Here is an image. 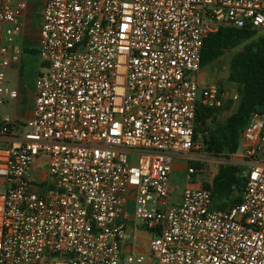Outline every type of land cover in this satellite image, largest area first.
Wrapping results in <instances>:
<instances>
[{"label":"built area","instance_id":"2783aa9c","mask_svg":"<svg viewBox=\"0 0 264 264\" xmlns=\"http://www.w3.org/2000/svg\"><path fill=\"white\" fill-rule=\"evenodd\" d=\"M29 5L0 0V106L19 96L5 70ZM226 27L262 34L264 0H43L32 118L21 131L0 114V264H264V113L240 136L239 204L218 210L203 187L173 198L176 160L188 181L203 171L198 108L241 100L200 78Z\"/></svg>","mask_w":264,"mask_h":264},{"label":"trees","instance_id":"16d2710c","mask_svg":"<svg viewBox=\"0 0 264 264\" xmlns=\"http://www.w3.org/2000/svg\"><path fill=\"white\" fill-rule=\"evenodd\" d=\"M257 35L258 32L248 28L226 27L205 39L201 54L202 70L226 52L242 47L231 59L228 78L236 84L241 96L237 110L222 122H216L214 117L222 113L224 107L220 110L199 107L197 110L196 125L203 130V146L211 155L230 157L236 154L241 133L251 115L264 113V37L255 40ZM23 52L38 56V49ZM244 187L243 168L238 165L221 166L213 182L203 186L212 191L213 207L218 210L239 204Z\"/></svg>","mask_w":264,"mask_h":264},{"label":"rangeland","instance_id":"374dc122","mask_svg":"<svg viewBox=\"0 0 264 264\" xmlns=\"http://www.w3.org/2000/svg\"><path fill=\"white\" fill-rule=\"evenodd\" d=\"M30 6L27 10L25 17L24 30L20 36L15 40L18 47L23 51L26 49H37L39 40V27L41 22V12L43 0H29ZM262 34H258L255 40L263 37ZM242 50V47L232 51L226 52L221 58L213 62L211 65L202 70L200 77L203 83H217L221 89L233 92L237 90L236 84L229 81L230 74V62L234 54ZM44 65L40 62L37 55H31L29 53L23 54L22 63L19 65H14L12 68L5 70L6 74V85L12 87L15 90L22 92H33L36 76L42 72ZM19 93V92H18ZM30 100L26 101V104ZM14 102L12 101L11 106L3 105L0 106V114L4 116H9L12 120L14 117L15 110L20 113L21 108H14ZM29 104V103H28ZM232 112L230 110L223 111L215 115L216 122H222L227 119ZM196 144L198 149L193 153L194 161L189 164L194 167L193 164L199 165V169L203 170L199 174L193 176L191 182H196V186L203 187L204 184H211L218 173L221 166L224 165H238V160L235 156L225 157V156H214L207 153L203 146V130L198 127L196 132ZM174 164H179L181 166L188 165V162L182 159H178ZM38 168H45L37 164ZM187 168L185 169H174L171 175L172 186L178 188L177 192L173 194L175 202H178L179 192H184L186 189L187 180ZM190 182V183H191Z\"/></svg>","mask_w":264,"mask_h":264},{"label":"crops","instance_id":"0c3cea01","mask_svg":"<svg viewBox=\"0 0 264 264\" xmlns=\"http://www.w3.org/2000/svg\"><path fill=\"white\" fill-rule=\"evenodd\" d=\"M30 6V5H29ZM201 78V77H200ZM202 79V78H201ZM203 81V80H202ZM18 98L16 100H14V108H21V112L18 113L15 110L14 113V117H13V121L15 122L16 125V129L18 130H24V126H26V123L32 118L33 115V109H34V100H35V87H34V91L33 92H22L18 90ZM30 100L27 104L26 101ZM12 101L8 100V98L5 99V104L8 106H11ZM4 104V105H5ZM238 107V103H233L230 100H228L225 103L224 106V112L230 110L232 113L230 114V116L237 110ZM235 156V158L238 160V163L240 162V158L237 154L233 155ZM185 166H181L179 164H174V169H184ZM188 181L186 184V188H196L198 186H196V182H191ZM174 189V193H178L177 190L178 188L173 187ZM183 192H179L178 195V201L181 200ZM133 211H134V204L131 202L129 203L126 208H125V222L127 224V239L125 242H123L122 244V249L124 254H128L132 251L133 247H132V242H131V236L134 233L133 227H132V221H133ZM148 240L149 237L146 236L145 234H140L139 235V242L137 243V245L135 246L136 250L139 253H145L147 251V244H148Z\"/></svg>","mask_w":264,"mask_h":264}]
</instances>
